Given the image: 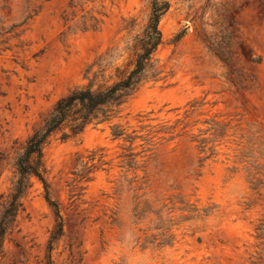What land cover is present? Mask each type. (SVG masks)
<instances>
[{
  "label": "rangeland",
  "instance_id": "obj_1",
  "mask_svg": "<svg viewBox=\"0 0 264 264\" xmlns=\"http://www.w3.org/2000/svg\"><path fill=\"white\" fill-rule=\"evenodd\" d=\"M151 1L0 0V204L55 103L131 70ZM160 1L157 76L50 138L0 264H264V0Z\"/></svg>",
  "mask_w": 264,
  "mask_h": 264
},
{
  "label": "trees",
  "instance_id": "obj_2",
  "mask_svg": "<svg viewBox=\"0 0 264 264\" xmlns=\"http://www.w3.org/2000/svg\"><path fill=\"white\" fill-rule=\"evenodd\" d=\"M168 3L152 0L150 11L141 34L132 39L130 49L133 62L130 71L117 77L108 85L93 88L91 84L70 90L54 105L42 126L33 131L21 152L15 158V178L6 199L0 204V254L6 233L14 225L21 209V199L30 188L31 177L37 178L46 188L43 178V149L56 134L61 139L74 137L93 124L110 119L116 109L147 79L155 78L152 58L161 44L158 27L161 16L167 11ZM60 220L56 205L50 203ZM61 222L54 230L51 241L61 233Z\"/></svg>",
  "mask_w": 264,
  "mask_h": 264
}]
</instances>
